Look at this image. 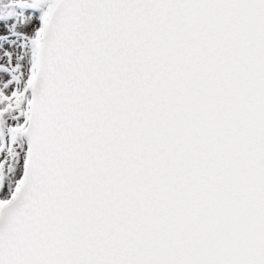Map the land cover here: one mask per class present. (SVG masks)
<instances>
[{"label":"snow or ice","instance_id":"snow-or-ice-1","mask_svg":"<svg viewBox=\"0 0 264 264\" xmlns=\"http://www.w3.org/2000/svg\"><path fill=\"white\" fill-rule=\"evenodd\" d=\"M0 264H264V0H0Z\"/></svg>","mask_w":264,"mask_h":264}]
</instances>
